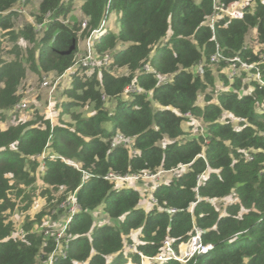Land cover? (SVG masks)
Masks as SVG:
<instances>
[{"label":"trees","instance_id":"trees-1","mask_svg":"<svg viewBox=\"0 0 264 264\" xmlns=\"http://www.w3.org/2000/svg\"><path fill=\"white\" fill-rule=\"evenodd\" d=\"M28 1L0 0V120L7 111L27 106L16 107L27 69L41 77L60 75L72 64L78 38L113 11L117 24L93 44L112 62L71 76L64 89L67 100L61 105L71 123L53 125L36 115L0 129V264H42L56 246L55 234L34 231L32 221L23 224L22 235L14 234L4 214L16 206L10 193H22L20 185L33 183L42 152L43 184L62 188V201L73 192L79 205L59 238L66 243L65 255L54 257L53 264H124L128 258L140 263L138 251L154 256L164 238L176 248L193 225L203 230L201 240L212 248L184 263L171 259L162 264H264V85L249 81L244 72L233 78L221 72V86L208 88L215 82L209 57L216 44L226 57L257 63L264 80V0H247L242 18L220 17L214 38L205 24L212 0H82L81 18L72 23L65 20L74 0H39L32 21L15 30L17 7ZM234 1L217 0L221 6ZM38 23L43 24L39 30ZM252 30L254 47L247 44ZM5 35L12 42L5 51L14 54L9 60L1 58ZM19 37L31 44L23 53ZM225 64L219 62L218 68ZM121 68L126 71L114 72ZM129 84L142 91L124 98ZM110 101L111 108L106 106ZM79 104L90 105L93 113L70 110ZM187 113L202 122L203 134L185 138L192 133L182 128ZM231 117L241 120L233 124ZM115 133L127 138L130 147L112 146ZM62 157L79 162L86 175ZM143 170L174 172L154 189L156 204L149 210L140 207L136 188L115 187L104 177L109 171L129 175ZM228 196L233 200L219 210L214 201ZM97 208L114 223H95ZM135 230L136 244L131 239ZM127 243L135 250H127Z\"/></svg>","mask_w":264,"mask_h":264},{"label":"rangeland","instance_id":"rangeland-1","mask_svg":"<svg viewBox=\"0 0 264 264\" xmlns=\"http://www.w3.org/2000/svg\"><path fill=\"white\" fill-rule=\"evenodd\" d=\"M24 1V0H22ZM37 1L38 0H29L24 5H18L17 7V16L14 19V29L16 30L19 28L24 22L27 20L32 21V14L36 11L37 7ZM80 0H75L72 10L75 11L79 8ZM71 10V12H72ZM70 12V13H71ZM69 13V14H70ZM76 19L80 17L78 11L76 12ZM69 16V15H68ZM74 16V15H73ZM114 14L110 15L111 23L114 21ZM70 19V18H69ZM108 19H106V27L108 29H113L115 26L110 25L107 22ZM69 20H66L68 22ZM116 29V28H115ZM1 32V30H0ZM2 33V32H1ZM254 30L250 31L247 36V44L249 46L254 47L256 45V41L254 38ZM9 35H5L2 38V46L4 51L1 54V58L4 60H9L14 57V54L10 51H5V49H9L12 45L11 40L9 39ZM80 41L84 42L83 38H79ZM17 44L21 45L20 49L23 53L25 50V47H30L31 44L25 41L23 38L19 37L17 39ZM81 46V45H80ZM83 51V49H80ZM21 53V54H22ZM25 54V52H24ZM21 57V56H20ZM226 65V64H225ZM223 65L221 69L218 68V64L212 65L214 74H215V82L213 86H209V91L214 86H221L222 82L218 78L219 74L221 72H224L225 74H228L229 76L232 73V69L229 68L228 65ZM125 68H121L118 70H114L115 73H123L125 72ZM238 74L239 71H236ZM51 83L48 86H42V80L43 78L37 74L36 72L27 69L26 74L24 76V79L21 82V85L19 87V93L22 95V98H26L27 100V106L24 109H16L15 111L12 109L10 111H7L4 113V118L0 120V126H8L10 124H15L18 121H25V120H35V116L38 115L42 119L49 120L50 124L56 125H67L72 122V119L68 112L63 111L62 108V102L66 99L67 96L64 95V89L68 86V77L61 78L57 80L55 83V75L54 73H48ZM48 78V76H46ZM167 77H162L161 80H166ZM54 84L52 90L51 86ZM203 101V94H199L197 103L201 104ZM109 108L113 106V102L110 101L106 104ZM154 107H157L158 105L156 103H153ZM70 110H77L84 115H89L93 113L94 110H92L91 106L88 104L85 105H76L71 107ZM232 123L237 124L238 122L232 121ZM109 128V126H108ZM182 128L185 131L191 130L192 133H188L185 135V138H190L195 135V132L191 129L192 127L189 124V120H185L182 122ZM202 132L204 133L205 130L203 128ZM43 160L41 157L38 158V165L36 166L34 174V181L30 186H24L20 185L19 188L22 189V193H17V190L12 191L10 193L11 199L15 201V208L13 210L7 209L4 214L6 218L12 223L14 227V234L22 235L23 234V224L27 221H32V229L36 232H40L42 230L50 231V232H56L60 233L61 230L64 227V224L66 222V219L68 217V211L66 210V206H64V203H62V200H59L60 196L64 193L62 188H52L49 189L46 187L45 184L40 179L41 169L43 168ZM172 174H166L164 175V178L171 179L173 177ZM163 176H161V179ZM48 188V192H45V190ZM143 188V189H142ZM140 189V193L142 196V199L148 200L146 198L148 194V184H144ZM145 190V191H144ZM68 196H71L68 195ZM67 197V195H66ZM68 198V197H67ZM70 198V197H69ZM233 200L232 196L224 197L221 200L214 201L215 205L219 210H222L223 206L227 204L228 202H231ZM29 203L26 206V203ZM141 204H145L141 200ZM43 212L40 218L38 219L36 216L38 213ZM93 217L95 223H111L114 222L110 220L107 216H105L104 212L101 208H97L93 211ZM117 221V220H114ZM16 236V235H15ZM131 239L134 241V243H138L139 239V230H135L131 233ZM129 244H126V249H128ZM128 252V251H126ZM135 264H141L133 262Z\"/></svg>","mask_w":264,"mask_h":264},{"label":"built area","instance_id":"built-area-1","mask_svg":"<svg viewBox=\"0 0 264 264\" xmlns=\"http://www.w3.org/2000/svg\"><path fill=\"white\" fill-rule=\"evenodd\" d=\"M246 5H247V0H236L227 6H221L218 4L217 0H212V6H213L212 14L207 16L205 20V24L209 25L211 28L212 35L214 33L215 23L220 17L226 15L231 18H242ZM47 20L48 19L45 18L43 20V23L46 22ZM85 24H86L85 20H82L81 29L85 27ZM42 27H43L42 23L36 24L37 30L41 29ZM107 30L108 29L106 27V19H103L100 25L97 28L92 29L89 32V34L84 38V50L82 52H79L77 50L78 52L75 53L72 64L69 67H67L63 73H61L60 75H56L54 83L57 80L65 77H68L69 78L68 82H70V77L73 75L81 76L84 73L91 72L95 68H99L100 66H108L112 62L111 55L109 53H104L102 55H99L98 53L95 52L93 48V44L95 43V41L99 39L102 34L107 32ZM263 58L264 56H262V59ZM221 61H225L229 66V68L232 69L231 75L229 76L227 74L229 78H233L234 76L240 75L241 73L244 72L246 74V77H248L249 81L256 80L259 85H264V80H262L261 78V68L257 63L242 60L236 55L232 57H226L222 54L220 48L216 44L215 51L209 57V63L214 65V64H218ZM145 69L149 70L150 67L148 65H145ZM236 71H239L238 74H236L237 73ZM197 72L199 74L203 73V64H199L197 66ZM46 76L47 75L42 76L43 78L42 86H48L51 83L50 77L48 76L47 78ZM161 78L162 77H160V80ZM53 86L54 84L51 86V90ZM141 91L142 90L139 87H135L133 84H129L125 87L123 91V95L124 98H126L131 92H141ZM249 92L250 91L243 93H249ZM26 105H27L26 98L25 99L22 98L17 103L16 107L23 108ZM262 110L264 111V105L262 106ZM185 117L188 118L189 124H191L192 130L194 132L199 131L201 134H203L202 130L204 127L199 119L195 118L189 113L185 114ZM229 119L231 122L236 120L238 123L241 120L239 117H231ZM115 144L118 145L123 144L126 147H130V143L127 140V138H125L120 133H115L112 137L111 145L115 146ZM131 152H133V150H131ZM44 155L45 152H42L40 154V157L42 158ZM248 158L250 159L251 157ZM61 159L65 163L70 164L75 168H77L78 170H80L82 172V177L86 175V172L81 168V164L79 162L70 161L64 157H62ZM165 173L174 174L173 171H165V170H159L157 172H150L148 170H143L129 175H119L112 171H109L106 173V175H104V177L110 180L111 182H113L115 184V187L129 186L136 188L139 191L140 188H138L135 185L137 183H140L142 188V186H144V184L147 183L149 191L146 198H148L150 204L154 206L156 204V200L153 196V191L159 184H161L164 181L163 178L161 179V175ZM204 177H205V173L198 175L197 183L198 184L201 183ZM70 194L71 196H68ZM68 195H67L68 198L66 197V200L62 201V203H64L63 207L66 206V210L69 209L68 217L60 233L51 232V234H55L56 246L54 250L47 255V258L42 261V264H53L54 257H56L57 255L59 256L65 255L64 247L66 243L63 242L61 243V240L59 241V238L63 236L65 228L71 216L79 209V205L77 204L75 199V194L72 192L69 193ZM191 207L192 204L188 208L190 211H191ZM168 210L170 212H175L176 209L170 207ZM202 232L203 230L200 227L193 225L190 236L185 241L180 242L176 248H174L172 244V240L170 238H164L162 241L160 252L154 256H147L138 251L137 253L141 258L140 261L142 262L141 264H153V263L162 264L171 259L184 263L190 260L191 258H193L196 254L207 252L212 248V244L202 242L201 240ZM127 250L134 251L135 248L133 245H129ZM131 263L135 264L133 263V261H131L130 258H128L124 264H131Z\"/></svg>","mask_w":264,"mask_h":264},{"label":"crops","instance_id":"crops-1","mask_svg":"<svg viewBox=\"0 0 264 264\" xmlns=\"http://www.w3.org/2000/svg\"><path fill=\"white\" fill-rule=\"evenodd\" d=\"M75 1V0H74ZM73 1V2H74ZM38 2H39V0L37 1V5H38ZM81 2H82V0H80V3H79V7H80V4H81ZM74 7H76L75 5H74ZM37 8V7H36ZM78 11V13H79V15H80V17H79V19L77 18H75L76 17V12ZM111 14H114V21L112 22L113 23V25L115 26L116 24H117V14L113 11V12H111L110 14H109V17H108V20H107V22L110 24V25H112V23H111V19H110V15ZM74 15V16H73ZM70 18V19H69ZM80 18H81V12H80V9L78 8V9H76L75 11H73L72 10V12L69 14V16H68V20H69V22H74V21H78V20H80ZM107 29H108V27H107ZM108 30H111V29H108ZM83 40H84V38H83ZM81 45V46H80ZM80 49H83L84 50V42H82V41H80L79 40V38H78V42H77V50L79 51V52H82V50H80ZM77 51V52H78ZM55 75V74H54ZM68 85H69V82H68ZM2 128H5L4 126H0V129H2ZM166 174H168V173H165V174H162L161 176H163V179H167V178H164L165 176L164 175H166ZM135 186H137L138 188H140L141 189V184L140 183H137ZM138 190V189H137ZM139 191V190H138ZM139 193H140V191H139ZM140 196H141V194H140ZM141 200L145 203V204H141ZM221 200V199H220ZM139 205H140V207H142L143 209H145V210H149L150 208H152V205L150 204V202H149V200H146V199H142V196L140 197V201H139Z\"/></svg>","mask_w":264,"mask_h":264},{"label":"water","instance_id":"water-1","mask_svg":"<svg viewBox=\"0 0 264 264\" xmlns=\"http://www.w3.org/2000/svg\"><path fill=\"white\" fill-rule=\"evenodd\" d=\"M74 47V43L72 42L71 46H70V49H72Z\"/></svg>","mask_w":264,"mask_h":264},{"label":"bare ground","instance_id":"bare-ground-1","mask_svg":"<svg viewBox=\"0 0 264 264\" xmlns=\"http://www.w3.org/2000/svg\"><path fill=\"white\" fill-rule=\"evenodd\" d=\"M132 264V263H131Z\"/></svg>","mask_w":264,"mask_h":264}]
</instances>
